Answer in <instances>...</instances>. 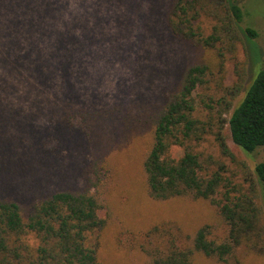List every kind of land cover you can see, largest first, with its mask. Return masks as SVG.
Segmentation results:
<instances>
[{"label":"trees","instance_id":"16d2710c","mask_svg":"<svg viewBox=\"0 0 264 264\" xmlns=\"http://www.w3.org/2000/svg\"><path fill=\"white\" fill-rule=\"evenodd\" d=\"M31 2L34 6L23 12L30 28L0 22V116H5L0 149H41L43 138L51 135L63 146L68 131L73 141L82 139L89 149H103L106 115L75 107L68 93L56 91L55 82L69 78L74 66L76 11L71 4L76 2ZM243 18L236 0H171L165 26L173 37L188 43L195 56L157 105L129 112L122 120L125 129L142 131L146 138L141 159L146 198L159 204H209L218 210L226 237H213L210 225L187 231L166 220L134 227L117 214L111 201L115 165L109 155L94 151L93 161L85 166L83 186L62 185L31 197L0 191V264H111L112 246L126 260L118 264H199L200 259L218 263L242 248L264 254V163L253 169L244 164L248 192L232 191L224 176L226 165L213 157L202 160L193 148L212 134L222 155L234 157L226 125L246 154L264 148V69L244 88L247 62L236 63L238 81L232 88L224 86L228 63L246 49L245 36H258L253 28H241ZM206 20L209 27L203 25ZM221 90L226 96L216 103L227 106L225 111L218 120L212 115L202 119L199 102L213 111L214 94ZM244 91L232 110V100ZM62 100L66 101L60 111ZM50 103L53 108L45 110ZM228 110L232 111L227 120ZM48 114L57 119L53 126L37 123ZM75 132L81 136L76 138ZM176 147L183 151L180 157L174 156Z\"/></svg>","mask_w":264,"mask_h":264},{"label":"rangeland","instance_id":"374dc122","mask_svg":"<svg viewBox=\"0 0 264 264\" xmlns=\"http://www.w3.org/2000/svg\"><path fill=\"white\" fill-rule=\"evenodd\" d=\"M74 1L76 3L71 4L76 11L73 27L76 31L74 66L69 78L60 77L55 82L56 91L60 95L68 93L75 107L106 115L107 130L100 146L103 149H89L80 142L82 139L73 141L70 137L72 131L66 132L68 137L65 135L67 140H63V146L57 144L51 135L43 138L41 149H0V191L14 197H31L62 185L83 186L86 165L93 161L95 151L97 155H109V161L117 169V175L114 170L111 189L115 194L111 201L117 214L120 213L125 221L134 227L156 221H173L187 231L210 225L213 237L222 241L227 230L219 220L215 207L178 200L159 204L146 198L141 171L146 138L142 136V131L125 129L122 122L123 115L129 112L135 114L157 105L176 85L183 66L195 56L193 48L173 37L165 26L171 0ZM236 1L244 12L241 28L244 31L253 28L258 36L249 40L246 35V49H241L236 58L228 63L224 85L227 89L232 88L240 77L236 73V63L247 62L244 88L259 70L264 69V0ZM31 6H34L31 0H0V22H16L17 27L21 23L30 28L29 16H24L23 12L30 11ZM209 24L207 20L203 22L205 27H209ZM242 68H238L239 71ZM244 93L232 100V110ZM225 96L226 91L215 92L213 111L199 102L198 114L202 119L212 115L218 120L219 113L224 112L227 106L216 102ZM226 99L231 101L230 97ZM65 101L58 105V110L62 111ZM45 106V110H49L54 105L50 103ZM231 111L225 113L224 119H229ZM3 120L5 116H0V123ZM56 120L48 114L37 123L50 128ZM79 126L74 124L75 128ZM224 133L234 157L222 155L212 134L199 143H193V148L202 160L213 157L226 165L224 176L230 183V190L248 192L244 164L253 169L257 164L264 163V148L246 154L231 139L228 125ZM75 135L76 138L81 136L76 132ZM182 154V149L174 148L175 157ZM257 202L261 205L259 198ZM112 247L109 262H126ZM238 261L241 264H264V254L242 248L226 261L216 263L200 259L199 264H240Z\"/></svg>","mask_w":264,"mask_h":264}]
</instances>
